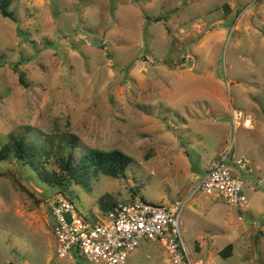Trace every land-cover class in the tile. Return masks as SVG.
Returning <instances> with one entry per match:
<instances>
[{
  "label": "rangeland",
  "instance_id": "374dc122",
  "mask_svg": "<svg viewBox=\"0 0 264 264\" xmlns=\"http://www.w3.org/2000/svg\"><path fill=\"white\" fill-rule=\"evenodd\" d=\"M8 10L12 18L0 14V148L28 129L129 155L125 177L98 174L89 190L72 185L65 194L95 224L107 221L104 193L127 203L133 187L149 203L186 200L198 184L190 172L226 147L231 175L253 183L246 205L198 191L180 212L181 236L196 264H264V185L256 184L264 178V0H12ZM230 108L249 114L252 128L234 130ZM51 193L20 161L0 159V264H91L58 257L43 203ZM124 264L173 262L145 238Z\"/></svg>",
  "mask_w": 264,
  "mask_h": 264
},
{
  "label": "built area",
  "instance_id": "2783aa9c",
  "mask_svg": "<svg viewBox=\"0 0 264 264\" xmlns=\"http://www.w3.org/2000/svg\"><path fill=\"white\" fill-rule=\"evenodd\" d=\"M230 118L234 130L238 127L252 128L249 114L230 108ZM230 155L233 154L229 150L219 155L198 184L191 188L186 200L167 205L154 204L136 195L131 201H120L108 211L105 214L107 221L95 224L87 223L62 192L45 196V212L55 225L58 257L72 258L76 253L91 264H124L126 255L146 238L160 242L173 264H196L181 236L180 212L198 191L208 195L216 193L237 209L246 205L244 188L253 183L231 175L227 165ZM237 164L242 165L243 160H237ZM256 184L264 185V178Z\"/></svg>",
  "mask_w": 264,
  "mask_h": 264
},
{
  "label": "trees",
  "instance_id": "16d2710c",
  "mask_svg": "<svg viewBox=\"0 0 264 264\" xmlns=\"http://www.w3.org/2000/svg\"><path fill=\"white\" fill-rule=\"evenodd\" d=\"M11 1L0 0V14L3 17H13L8 10ZM14 70L18 73L19 82L25 85L23 73L17 67H14ZM76 148L80 150L78 156L74 154ZM10 156L35 172L53 192L59 191L64 195L69 193L72 185L89 190L93 178L98 174L112 178L125 177L126 169L132 162V158L119 149H84L73 134L64 135L57 140L50 134L43 140L40 133L36 132L32 136L28 129L18 134H8L7 142L0 148V159H8ZM18 185L23 191L31 194L23 183L18 181ZM130 192L132 197L126 200L127 202L137 194L133 187ZM119 202L111 193H104L98 198L99 207L105 214ZM231 252L232 245L228 244L219 253L223 257H229Z\"/></svg>",
  "mask_w": 264,
  "mask_h": 264
},
{
  "label": "crops",
  "instance_id": "0c3cea01",
  "mask_svg": "<svg viewBox=\"0 0 264 264\" xmlns=\"http://www.w3.org/2000/svg\"><path fill=\"white\" fill-rule=\"evenodd\" d=\"M228 149L226 148V147H221V148H219L218 150H217V152H214V154H213V159H211V161H210V164H209V166L207 167V168H201V167H197L196 169H195V171L194 172H190V174L194 177V179L195 180H197V181H199L200 180V178L205 174V172L212 166V164L214 163V161L216 160V158H218L219 157V155L221 154V153H224L225 151H227ZM231 154H233L232 152H231ZM233 157V156H232ZM231 157V158H232ZM248 171H250L251 169L249 168V169H247Z\"/></svg>",
  "mask_w": 264,
  "mask_h": 264
},
{
  "label": "water",
  "instance_id": "95a60500",
  "mask_svg": "<svg viewBox=\"0 0 264 264\" xmlns=\"http://www.w3.org/2000/svg\"><path fill=\"white\" fill-rule=\"evenodd\" d=\"M232 159V158H231ZM67 218H68V216H67Z\"/></svg>",
  "mask_w": 264,
  "mask_h": 264
}]
</instances>
